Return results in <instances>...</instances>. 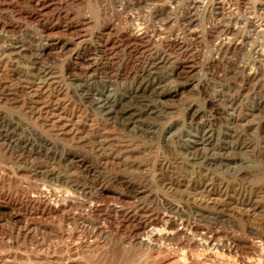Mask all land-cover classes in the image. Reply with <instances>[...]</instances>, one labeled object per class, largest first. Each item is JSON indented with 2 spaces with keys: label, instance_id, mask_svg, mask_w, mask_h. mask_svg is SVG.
<instances>
[{
  "label": "rangeland",
  "instance_id": "374dc122",
  "mask_svg": "<svg viewBox=\"0 0 264 264\" xmlns=\"http://www.w3.org/2000/svg\"><path fill=\"white\" fill-rule=\"evenodd\" d=\"M187 261L264 263V0H0V264Z\"/></svg>",
  "mask_w": 264,
  "mask_h": 264
},
{
  "label": "bare ground",
  "instance_id": "6f19581e",
  "mask_svg": "<svg viewBox=\"0 0 264 264\" xmlns=\"http://www.w3.org/2000/svg\"><path fill=\"white\" fill-rule=\"evenodd\" d=\"M32 15V14H31ZM30 15V16H31ZM43 17V16H42ZM42 19V18H41ZM62 19V18H61ZM46 25V24H45ZM135 32V31H134ZM133 33V32H132ZM128 38H130V39H141V35H140V33L138 34V33H134L133 35H130ZM133 40V41H134ZM223 44V43H222ZM102 45V44H101ZM80 119V118H79ZM50 124V123H49ZM75 132V131H74ZM33 198V197H32ZM36 198V197H35ZM44 199V198H43ZM36 200V199H35ZM39 201V200H38ZM46 203V202H45ZM44 208H46V207H44ZM44 211V210H43ZM47 212H50V208H47V210H46ZM53 214V213H52ZM58 215V214H57ZM108 216V215H107ZM49 217V216H48ZM66 218V217H65ZM113 219V218H112ZM83 220V219H82ZM114 222V221H113ZM135 226V225H134ZM172 226V225H171ZM168 228V227H167ZM143 229V228H142ZM138 231V230H137ZM151 231V230H150ZM170 232V231H169ZM173 232V231H172ZM147 233V232H146ZM153 233V232H152ZM153 236V235H152ZM144 240V239H143ZM148 240V239H147ZM146 240V241H147ZM145 241V242H146ZM142 242V241H141ZM150 242V241H149ZM144 244H146V245H148L147 243H144ZM233 244V243H232ZM152 245V244H151ZM141 246V245H140ZM149 246V245H148ZM154 246V245H153ZM202 246V245H201ZM210 246V245H209ZM144 247V246H143ZM213 247V246H212ZM214 247H215V245H214ZM232 247V246H231ZM240 247V246H239ZM252 247V246H251ZM242 249V248H241ZM248 249H250V248H248ZM190 251V250H189ZM163 254V253H162ZM185 255V254H184ZM215 255V254H214ZM182 257H183V255H181ZM197 258V257H196ZM222 258V257H221ZM176 259V258H175ZM199 259V258H198ZM185 260V259H184ZM212 260V259H211ZM231 260V259H230ZM181 261V260H180ZM111 262V261H110ZM188 262V261H187ZM225 262V261H224ZM230 262V261H229ZM104 263V262H103ZM177 263V262H176ZM250 263V262H249ZM178 264V263H177ZM188 264H189V262H188ZM221 264V263H220ZM226 264V263H225ZM260 264V263H259ZM264 264V263H263Z\"/></svg>",
  "mask_w": 264,
  "mask_h": 264
}]
</instances>
